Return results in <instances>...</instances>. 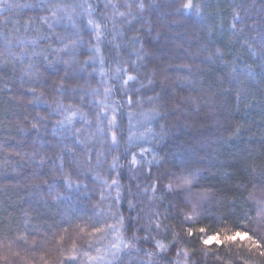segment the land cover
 Wrapping results in <instances>:
<instances>
[{
  "label": "trees",
  "instance_id": "obj_1",
  "mask_svg": "<svg viewBox=\"0 0 264 264\" xmlns=\"http://www.w3.org/2000/svg\"><path fill=\"white\" fill-rule=\"evenodd\" d=\"M185 3L3 0L0 234L34 228L39 244L41 231L66 221L89 232L117 225L125 241L141 238L140 251L124 248L112 264H168L174 252L148 257L154 242L142 239L149 214L159 211L182 236L193 230L181 244L188 264H244L246 249L223 237L251 227L264 200V192L249 201L238 189L259 184L264 169V0H192V9ZM127 75L136 79L125 85ZM133 112L156 118V163H132L139 147L129 143ZM189 174L190 188L179 195L165 191L153 199L142 191L157 177L159 192ZM113 179L119 199L116 185L103 183ZM192 205L200 212L184 221ZM217 233L218 240L202 244ZM116 239L110 230L82 235L76 240L82 264ZM21 254L32 264L53 258L43 245Z\"/></svg>",
  "mask_w": 264,
  "mask_h": 264
},
{
  "label": "snow or ice",
  "instance_id": "obj_2",
  "mask_svg": "<svg viewBox=\"0 0 264 264\" xmlns=\"http://www.w3.org/2000/svg\"><path fill=\"white\" fill-rule=\"evenodd\" d=\"M0 4H3V0H0ZM107 6V5H106ZM139 8L143 9L144 4L141 2ZM115 7V5H113ZM127 7H131V5H127ZM185 9H192L194 7L192 0H187V3L182 5ZM120 16H124L125 13H118ZM55 15V13H53ZM42 22H47L46 18ZM88 23L93 25L96 29H100V24H95L93 20H89ZM115 23V20H113ZM50 26V25H49ZM101 35L100 31H97V39H99ZM118 47V46H117ZM99 51V49H97ZM138 58H142L138 54ZM119 71V69H118ZM136 77L133 75H128L127 80L123 81L125 84L128 81L135 80ZM151 82V81H149ZM62 88L63 85H60ZM107 91V90H106ZM129 100L131 98L129 97ZM75 115V113H73ZM86 118V117H85ZM115 120V117H112V121ZM110 121L109 123H111ZM33 128L36 127L35 124L32 125ZM103 132V129H99ZM240 129L237 128L234 132V135H238ZM112 142H116L115 133L112 134ZM155 159V157L153 158ZM133 164L136 163L135 158L132 161ZM151 163V162H150ZM63 165L61 164V168ZM112 167H116V159H113ZM251 168V166H249ZM252 172H255V168H251ZM150 172V170H149ZM259 176L261 182L257 184L254 180L251 182V188L247 184H239L238 189H243L240 192V195L246 200H256L255 191L259 190L264 192V169H261L259 172ZM158 177L150 183V185L146 186L142 191L143 193H151L153 199H162V193L167 191L168 193H172L173 191H177L179 195V190L184 188H190L192 183L191 174L186 176H180L175 178L177 183H168L164 185L160 191L157 190V181ZM104 185L107 187H111L112 185H116L117 191V199H119V184L118 181L113 179L111 184L107 180L103 181ZM72 183L69 180L68 187H71ZM79 187V185H77ZM247 193L245 196L244 194ZM101 199H104L102 196ZM261 207L257 212V219L251 222V227L248 224H245L244 228L241 230L235 231L231 235H227L223 237V240L236 242L237 247L245 248L247 251V256L244 258V264H264V200L259 201ZM130 207H134L135 205L129 204ZM200 212V208L197 205H192L187 212L182 213L184 221H190L196 218L198 213ZM172 219H176V217H171ZM169 219L168 216H164L159 211H153L149 214L148 219L146 221V226L144 227V236L143 241H153L154 248L156 251H146L145 255L148 257H156L158 254H167L168 252H174L177 259L168 260V264H188V252L185 248L181 247V244L186 242L184 241V236H192L193 230L188 228L184 232V236L181 235V232L178 231L175 227L170 224L165 223V220ZM123 217L119 218V225L122 226ZM27 228V224L24 225ZM110 230L116 234V238L118 243H113L111 247L107 250L112 257H117L121 250V245L124 248H135L136 251H140L136 245L140 242V237H133L132 240L125 241L121 235L120 228L117 225L107 226V229L104 227H93L92 232L88 231V228L82 226L80 224H75L71 221H66L57 225L55 230L49 231H41L39 237V244L36 239L37 229L25 230L23 232L17 231L14 237L7 236L5 234H0V264H32V261L28 259L26 255H22L21 253H32L37 251L40 245H43L46 248V253L50 254L52 259H45V256H41L40 259L43 261V264H82L80 260L81 250L76 243V240L80 238L82 235H97L100 232ZM199 232H204L205 229L201 228L198 230ZM156 233V235H153ZM161 234L171 235L172 239L168 243H164L162 239L157 238ZM219 234H214L202 240V244L207 246L213 240H218ZM91 248L92 245L89 244ZM115 249V251H113ZM96 251L99 253L101 249L97 248ZM252 254H255L259 257V261L252 260ZM83 255L87 256V253H83ZM12 258V259H10ZM164 258V257H161ZM90 260H104V256H95L89 257ZM151 264V262H150Z\"/></svg>",
  "mask_w": 264,
  "mask_h": 264
},
{
  "label": "rangeland",
  "instance_id": "obj_3",
  "mask_svg": "<svg viewBox=\"0 0 264 264\" xmlns=\"http://www.w3.org/2000/svg\"><path fill=\"white\" fill-rule=\"evenodd\" d=\"M125 80H127V78ZM129 82L130 81H128V83ZM155 125H156V118L150 116L147 113L133 112L129 116V122H128L129 143L132 145L134 144L139 146V147L136 146L138 151L134 153V158L136 160L137 165L141 163L150 165L158 161V153L154 148L153 144H151V140L154 137L153 128ZM154 157L155 159H153ZM114 243H118V240L116 239ZM109 248H107L104 253L98 255V256H104L105 257L104 260H99V261L89 260L86 264H112L114 261L118 259V256L112 257L111 254L107 251ZM122 249H124L123 245H121V250L119 252V255L121 254ZM113 251H115V249ZM129 257L130 256H127L126 259H130Z\"/></svg>",
  "mask_w": 264,
  "mask_h": 264
}]
</instances>
